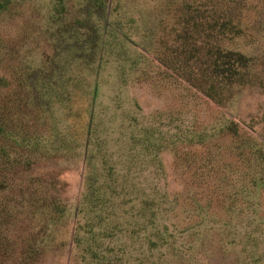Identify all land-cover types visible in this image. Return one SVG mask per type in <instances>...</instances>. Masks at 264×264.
<instances>
[{
	"label": "trees",
	"instance_id": "obj_1",
	"mask_svg": "<svg viewBox=\"0 0 264 264\" xmlns=\"http://www.w3.org/2000/svg\"><path fill=\"white\" fill-rule=\"evenodd\" d=\"M26 2L0 0V21L14 19ZM76 3L73 11L66 0H58L50 11V24L44 32L51 33L55 54L42 64H34L31 55L21 56L16 50L18 33L6 39L0 34V264H42L68 246L71 259H80L82 264H130L125 249H113L110 243L121 241L126 232L133 239L148 229L151 261L159 250H174L183 239L181 229L168 223L170 214H177L178 209L190 218H205L209 207L203 201L208 200L210 205L223 206L224 214L264 211L258 204L259 192L264 190V137L240 134L230 119L211 131L208 127L197 130L187 112L154 115L157 126L134 135L135 145L162 175L163 156L170 155L176 171H183L187 190L194 192L172 196L154 184L148 196L140 198L141 187L131 184L137 180L130 179L131 169L113 166L104 154L106 163L100 174L95 164L91 166L96 155L89 150L87 190L75 210L76 226L68 232L72 213L58 169L79 147V134L95 131L94 118L88 119L92 111L74 112L70 106L82 79L77 67H98L100 74L105 63H110L104 58L109 52L120 64L117 69L124 83L141 72L146 79L186 86L220 107L230 105L257 77L255 57L233 44L243 33L242 15L239 19L233 7L236 0H170L158 10L165 17L157 29L164 24L166 28L155 35L153 30L149 32L150 40L138 54H130L120 43L122 27L128 40L138 27L134 15L124 17L120 0ZM149 56L164 73L150 76L153 60ZM189 98L201 100L196 93ZM58 104L71 110L73 119L79 115L77 135L57 131L58 114L54 112ZM220 135L231 138V149L239 151L233 156L234 163H224L225 152L213 150L212 141ZM262 225L264 218L256 222L253 234ZM132 229L137 232H130ZM255 242L251 264H262L264 258L258 256ZM185 248L189 251L187 245ZM183 249L177 250L186 252Z\"/></svg>",
	"mask_w": 264,
	"mask_h": 264
},
{
	"label": "rangeland",
	"instance_id": "obj_2",
	"mask_svg": "<svg viewBox=\"0 0 264 264\" xmlns=\"http://www.w3.org/2000/svg\"><path fill=\"white\" fill-rule=\"evenodd\" d=\"M57 1L27 0L23 6H19L14 19L2 18L0 21V34L6 39L18 33L20 39L16 50L21 56L31 55L34 64H42L47 57L50 58L55 54V48L50 41L51 33L47 34L44 30L50 24L48 16ZM120 2L122 9L126 11L124 17L127 14L134 15L138 26L137 30L133 31L131 40L126 39L122 27L120 43L130 54L141 53L142 48L146 47L145 44L150 40L149 32L153 30L151 33L155 35L159 31L162 33V29L166 28L164 24L161 29H157L159 21L165 17L162 12L160 16L158 10L160 7H165L170 0H120ZM236 2L238 3L233 4V7L235 13H239L238 18L242 15L239 19L243 33L233 44L235 49L255 57L257 77L253 86L242 90L227 107L213 104L194 90H187L186 86L146 79L141 72L130 75L124 83L122 74L117 69L120 64L115 62V58H110L109 52L104 58L110 63H105L100 74L98 67L90 70L77 67L76 72L80 76L75 71L72 72L73 77L78 76L82 79L76 87V97L70 106L73 107L74 112L90 109L92 113L91 116L88 114V119L94 118L95 131L87 136L84 132L79 134L78 137L81 138L79 147L69 156V160L62 161L61 168L58 169L60 180L65 185L64 199L72 213L68 232L73 231L72 227L76 226L78 220L75 210L80 202L82 203L87 190L90 171L87 166L89 150L96 155L91 166L95 164L98 173H102L106 163L103 161L106 158L103 157L104 154L110 157L113 166L125 170L131 169L130 179H134L132 178L134 176L137 180L130 182L141 187L140 198L148 196L149 187L154 184L170 192L172 196L180 192L183 195L190 192L183 183L186 179L181 175L183 171L179 170L180 173L176 171L177 167L170 155L163 156L165 174L162 175L163 173H158V168L150 158H144L143 149L134 143L133 137L140 130L157 126L154 115L168 117L170 114L179 116L187 112V116H190L196 124L197 130L208 127L211 131L223 126L225 121L230 119L238 125L240 134L264 137V0H236ZM66 3L73 8V11L77 10L74 7L77 4L76 0H66ZM64 47L65 44L62 49ZM148 71L151 77L157 73H164L163 68L157 66L154 60L150 61ZM81 82L83 85L80 84ZM193 93H196L201 100L190 99L189 96ZM56 113L58 114L56 121L59 125L57 131L77 135L79 115L76 114L73 119V112L60 104L56 106L54 114ZM83 124L85 123L81 126H85ZM220 136L222 137L213 139V145L216 147L212 149L225 152L224 163H234L233 156L239 151L231 149V138ZM194 190L191 189L190 193ZM258 198V204H262L264 209V190L259 192ZM203 202L205 207H209V214L205 218L197 215L190 218L188 214H181L182 211L179 209L177 214H170L168 223L181 229L184 233L183 239H180L174 250H169L167 247L159 250L152 258L155 259L153 261L149 260L151 229L144 233L140 232L136 237L133 236V239L129 237L130 233L126 232L121 236V241L115 240L110 246L114 245L113 249L116 250L119 246L125 249L130 257V264H251L255 241L258 244L256 249L259 248L258 256L264 258V225L257 228L258 233L253 234L256 222L264 218V211L259 214H224L223 212L226 211L223 206L221 208V205L217 206L216 203L210 205L208 200ZM79 218L82 220L83 216ZM136 230L141 231V228L136 227ZM136 230L132 229L130 232L135 233ZM249 234H253L254 237H250ZM186 245L189 251L187 248L183 249ZM177 249L186 252L180 253ZM70 252L71 247L68 246L50 256L42 264H82L80 259H71Z\"/></svg>",
	"mask_w": 264,
	"mask_h": 264
}]
</instances>
